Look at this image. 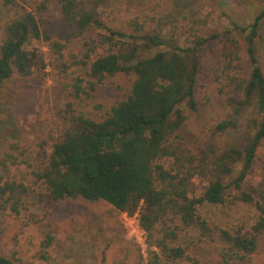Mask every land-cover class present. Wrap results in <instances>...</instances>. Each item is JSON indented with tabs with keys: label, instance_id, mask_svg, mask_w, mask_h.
Segmentation results:
<instances>
[{
	"label": "rangeland",
	"instance_id": "1",
	"mask_svg": "<svg viewBox=\"0 0 264 264\" xmlns=\"http://www.w3.org/2000/svg\"><path fill=\"white\" fill-rule=\"evenodd\" d=\"M82 1L94 8L104 28L127 36L134 35L136 28L141 31L137 35L159 36L167 42L159 50L172 46L187 48L197 38L211 34L225 37L228 32V37L242 44L240 29L264 5V0H242L241 5L238 0ZM24 6L35 14L47 39L29 41L23 48L28 58L26 72L19 73L13 65L11 76L0 84V159L8 154L15 156L16 163L8 166L7 174L29 188L18 215L0 210V256L12 264H149V252L159 255V250L147 243L143 253L139 245L142 241L125 227L121 213L104 202L91 203L80 198L52 204L43 185L33 176L38 167L37 139L45 137L51 143L60 138L68 127L63 123L66 120H62L68 104L75 114L103 120L112 106L127 97L134 77L118 73L99 83L87 80L78 65L70 64L82 59L84 43L108 34L107 31L94 26L79 31L75 24L63 21L59 0H25ZM9 17L0 6V46ZM51 43L60 45V50L50 47ZM218 46V42H207L197 51L200 71L195 86L196 104L193 109L187 105L180 107L184 121L170 144L192 158L187 174H191L190 183L195 187L206 185V179L196 175L203 155L208 157L203 168L205 174H219L216 172L219 163L214 165L213 157H218L232 143L243 149L253 134L246 111L240 117L234 114L232 101L239 100L238 93L218 76L221 67ZM59 53L64 62L58 61ZM239 57L230 76L245 80L251 68L242 49ZM63 63L68 64V76L63 72ZM76 77L83 79L78 93L74 87ZM224 124L230 125L222 131L217 129ZM44 147L49 151V145ZM172 162L171 158L162 161L166 169L172 168ZM224 164L231 166V171L222 177L225 203L205 204L198 211L208 221L244 235L259 218L255 202L264 199V140L239 187L233 182L240 174L241 163ZM242 192L251 195L254 202L237 200ZM169 225L177 231L176 241L170 247L184 249L191 258L175 264H223L219 243L203 242L196 229L183 227L179 222ZM161 260V264H170ZM234 264H264V246L250 259Z\"/></svg>",
	"mask_w": 264,
	"mask_h": 264
},
{
	"label": "trees",
	"instance_id": "2",
	"mask_svg": "<svg viewBox=\"0 0 264 264\" xmlns=\"http://www.w3.org/2000/svg\"><path fill=\"white\" fill-rule=\"evenodd\" d=\"M59 2L63 21L75 24L79 31L94 26L108 33L84 43L82 59L70 65H78L84 78L98 83L118 73L132 74L134 79L127 97L112 106L103 120L75 114L68 104L62 117L68 127L60 138L51 143L45 137L37 139L38 167L33 176L43 185L51 203L80 198L91 203L104 202L118 213L133 215L139 209V225L146 233L148 247L160 252L159 255L149 252V264H161V258L170 264L191 260L184 249L170 247L176 241L177 231L169 224L176 222L196 229L203 242L219 243L223 264L242 262L260 252L264 246L263 198L255 202L258 220L244 235L208 221L198 210L205 204L225 203L222 177L231 171V166L224 163H241L240 174L233 182L239 187L264 140V5L240 29L242 44L228 37V32L225 37L211 34L197 38L187 48L172 46L159 50L167 45L159 36L137 35L141 31L136 28L134 35H124L104 28L94 8L87 7L82 0ZM24 3L25 0H0L1 8L11 15L5 23L0 46V84L11 76L13 65L19 73L26 72L28 58L23 48L29 41L47 39L35 14ZM237 4L241 5L242 0ZM207 42L219 43L218 76L238 93L239 100L232 101L234 114L240 117L246 111L253 134L243 149L232 143L218 157H213L212 163H219L216 167L219 174H205L203 168L208 157L203 155L196 175L205 178L206 185L195 187L190 183L191 174H187L192 158L184 156L178 148H171L170 144L184 121L180 107H195V86L200 71L197 51ZM50 47L60 50L57 43H51ZM241 49L251 68L245 80L230 76L233 63L240 59ZM58 57V61L64 62L60 53ZM67 67L63 63L66 76ZM74 81L78 93L83 79L76 77ZM229 125H219L217 129L222 131ZM48 145L49 151L44 147ZM170 158L172 168L166 169L162 161ZM16 160L11 154L0 159V210L13 215L22 211L29 193L27 186L7 174L8 166ZM236 199L248 204L254 202L245 192ZM0 264L12 263L0 256Z\"/></svg>",
	"mask_w": 264,
	"mask_h": 264
},
{
	"label": "built area",
	"instance_id": "3",
	"mask_svg": "<svg viewBox=\"0 0 264 264\" xmlns=\"http://www.w3.org/2000/svg\"><path fill=\"white\" fill-rule=\"evenodd\" d=\"M121 216L123 218V224L125 227L132 229L133 232L136 233V238L138 239L139 237V239L142 241L139 243V245L141 246L142 252L144 253L145 247L147 248V240L145 231L139 225V209L133 215L121 213Z\"/></svg>",
	"mask_w": 264,
	"mask_h": 264
}]
</instances>
